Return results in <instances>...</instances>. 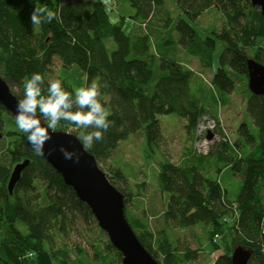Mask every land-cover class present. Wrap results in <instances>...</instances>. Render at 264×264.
I'll list each match as a JSON object with an SVG mask.
<instances>
[{
	"label": "trees",
	"instance_id": "obj_1",
	"mask_svg": "<svg viewBox=\"0 0 264 264\" xmlns=\"http://www.w3.org/2000/svg\"><path fill=\"white\" fill-rule=\"evenodd\" d=\"M131 1L137 9L134 17L146 27L162 11L165 0ZM173 1L177 16L167 13L163 29L152 36L142 31L145 27L134 35L125 33L110 21L102 0H0V73L13 93L48 126L62 131L71 128L98 164L139 130L153 150L163 136L159 116L175 113L184 118L192 139V162L157 163L160 190L169 193L163 211L166 224L177 229L208 226L210 250L222 251L213 264H232L231 255L238 245L251 251L248 264H264V95L244 89L256 134L242 122L234 141L222 140L207 153L195 148L199 118L204 114L213 117L216 132L224 136L226 130L216 115L219 106L230 103L240 80L248 84L249 58L264 63V14L251 0ZM211 9L222 15V26L212 31L214 36L199 39L188 20L197 22ZM217 39L224 48L207 82L183 61L157 51L158 46L178 43L209 69ZM167 52L179 51L170 48ZM55 56L63 68L77 65L85 73L80 92L65 77L49 81V65ZM208 104L213 114L208 113ZM5 113L11 114L0 103L4 136L0 264H85L71 257L72 252H84L79 243L74 249L66 243L57 246V238L65 241L79 221L96 222L90 207L43 154L27 143L26 128L17 119L20 124L14 127ZM211 157L239 174L241 186L235 197H230L218 177L208 174L205 159ZM26 158L30 163L10 194L7 185L12 168ZM108 169L105 173L124 195L127 220L144 247L162 264L194 260L197 249L180 251L165 230L154 232L145 220L130 218L127 206L140 193L131 190L122 166ZM104 249L114 251L121 264L122 253L110 240ZM95 255L101 261L97 264L115 261L109 256L104 259L100 251Z\"/></svg>",
	"mask_w": 264,
	"mask_h": 264
},
{
	"label": "rangeland",
	"instance_id": "obj_2",
	"mask_svg": "<svg viewBox=\"0 0 264 264\" xmlns=\"http://www.w3.org/2000/svg\"><path fill=\"white\" fill-rule=\"evenodd\" d=\"M102 2L105 4L110 21L120 25L125 33L134 35L140 32L142 27H145L142 26L139 18L134 17L137 9L131 0H102ZM161 10V12H157L151 17L145 27L146 29H142V31L149 32L152 36L156 35L157 29H163V18H165L166 14L169 13L176 17L179 12L173 0H165ZM181 18L188 20L185 16ZM188 22L196 29L199 39H205L208 35L214 36L212 33L214 29L221 28L222 15L218 11L211 9L203 14L197 22L189 20ZM152 44L155 50L156 45L155 43ZM170 48L175 50V52L179 51L178 54H169L167 51ZM223 48V42L217 39L216 48L212 53V66L209 69H204L198 59L188 54L178 43L158 46L157 51L163 56L168 55L177 61L190 63V67L195 71L196 75L207 82L210 81L219 66V56ZM59 76L67 78L77 92H80L85 85V73L77 65L65 69L60 58L55 56L49 65L48 79L51 82H55ZM239 82L235 92L230 95V103L226 106H219L216 113L233 141L237 137V128L242 122L248 123L253 133L256 134L258 132L247 112L246 92L244 89L248 90V84L244 80ZM14 90L16 92L19 91L18 88H14ZM209 104L207 105L208 113L213 114ZM4 117L14 127L19 123L11 114L5 113ZM159 119L163 136L159 145L153 146V150L148 146L143 131L139 130L120 142L110 152L107 160L100 163L99 166L104 171L109 170L110 166H122L129 177L128 185L131 190L135 193H140L127 206L128 214L132 220L136 218L145 220L154 232L165 230L178 245L180 251H184L186 248L199 251L194 260L183 264H213L218 255L222 254V251L210 250L211 245L206 231L208 226L206 228L203 224H197L184 229H177L168 226L163 217L169 193H162L160 190L157 163L165 160H170L177 164H183L186 160H189L191 163L189 154L192 151V139L184 118L173 113L161 115ZM71 131L72 129L70 128L67 132ZM3 154L4 146L1 140L0 156ZM205 160V165L209 168L208 174L218 177L223 187L228 190L230 197H235L241 186L239 174L234 173L232 169L226 167L216 157L206 158ZM198 166L201 167L200 165ZM218 168H222V171L219 172ZM108 240V235L101 231L97 221H89L87 223L79 221L73 226L71 234L65 241L60 237L57 238V246L66 243L69 248L74 249L75 244L79 243L84 252H82V255L72 252L71 257L74 261L85 264L101 263L95 255V252L100 251L104 259L109 256L115 260L113 264H118L115 252L105 251L104 249ZM93 244L95 245L92 246Z\"/></svg>",
	"mask_w": 264,
	"mask_h": 264
},
{
	"label": "water",
	"instance_id": "obj_3",
	"mask_svg": "<svg viewBox=\"0 0 264 264\" xmlns=\"http://www.w3.org/2000/svg\"><path fill=\"white\" fill-rule=\"evenodd\" d=\"M251 3L264 14V0H251ZM248 87L253 94L264 95V63L255 58L248 59ZM0 103L29 132L27 143L43 154L76 196L90 207L99 227L122 253L121 264H162L144 247L127 220L124 195L76 134L48 126L39 113L13 93L1 73ZM212 136V132L207 134L208 139ZM2 138L0 132V141ZM29 163L26 158L13 166L7 185L10 194ZM250 257L251 251L238 245L232 252L231 261L232 264H248Z\"/></svg>",
	"mask_w": 264,
	"mask_h": 264
},
{
	"label": "built area",
	"instance_id": "obj_4",
	"mask_svg": "<svg viewBox=\"0 0 264 264\" xmlns=\"http://www.w3.org/2000/svg\"><path fill=\"white\" fill-rule=\"evenodd\" d=\"M220 125L224 128L222 123ZM217 126V121L208 114H204L199 118L196 128L198 140L195 142V148L198 152L207 153L212 145L222 140H231L228 133L225 132L223 136L216 132ZM209 132L213 133L210 139L207 138Z\"/></svg>",
	"mask_w": 264,
	"mask_h": 264
},
{
	"label": "crops",
	"instance_id": "obj_5",
	"mask_svg": "<svg viewBox=\"0 0 264 264\" xmlns=\"http://www.w3.org/2000/svg\"><path fill=\"white\" fill-rule=\"evenodd\" d=\"M183 63L186 64L188 67H190V65H191L190 63H187V62H185V61H183ZM190 68H191V67H190Z\"/></svg>",
	"mask_w": 264,
	"mask_h": 264
}]
</instances>
